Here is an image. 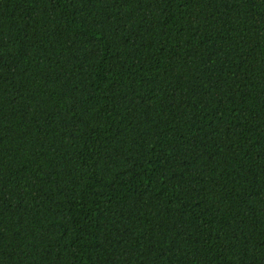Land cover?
<instances>
[{
    "label": "trees",
    "instance_id": "trees-1",
    "mask_svg": "<svg viewBox=\"0 0 264 264\" xmlns=\"http://www.w3.org/2000/svg\"><path fill=\"white\" fill-rule=\"evenodd\" d=\"M0 264H264V0H0Z\"/></svg>",
    "mask_w": 264,
    "mask_h": 264
}]
</instances>
